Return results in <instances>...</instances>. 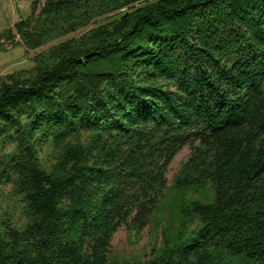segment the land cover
<instances>
[{
	"label": "trees",
	"instance_id": "16d2710c",
	"mask_svg": "<svg viewBox=\"0 0 264 264\" xmlns=\"http://www.w3.org/2000/svg\"><path fill=\"white\" fill-rule=\"evenodd\" d=\"M7 43L49 48L0 77V264H264V0L35 1Z\"/></svg>",
	"mask_w": 264,
	"mask_h": 264
},
{
	"label": "rangeland",
	"instance_id": "374dc122",
	"mask_svg": "<svg viewBox=\"0 0 264 264\" xmlns=\"http://www.w3.org/2000/svg\"><path fill=\"white\" fill-rule=\"evenodd\" d=\"M35 1L43 5L46 0H0V35L14 28L16 23L27 19L32 12V5ZM48 48L49 46L32 51L26 49L23 45L5 44L4 51L0 53V77L21 70L32 69L35 55L45 52ZM190 153V147H185L174 159L167 174L170 184H172L174 176L181 166L189 158ZM190 197H193V194H190ZM164 215L167 216V213ZM164 219L165 217L162 216L163 221H159L153 233L150 228H146L140 235H130L125 228L120 229L112 242L115 256L133 261L145 259V256L150 253L151 247L161 242L162 230L168 226Z\"/></svg>",
	"mask_w": 264,
	"mask_h": 264
}]
</instances>
